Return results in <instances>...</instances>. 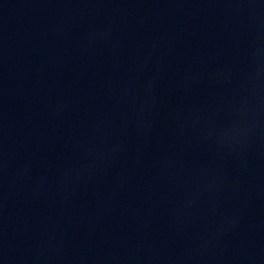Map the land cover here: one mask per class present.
I'll list each match as a JSON object with an SVG mask.
<instances>
[{"label":"water","instance_id":"95a60500","mask_svg":"<svg viewBox=\"0 0 264 264\" xmlns=\"http://www.w3.org/2000/svg\"><path fill=\"white\" fill-rule=\"evenodd\" d=\"M0 264H264V0H0Z\"/></svg>","mask_w":264,"mask_h":264}]
</instances>
